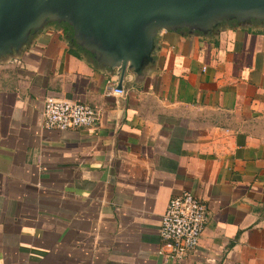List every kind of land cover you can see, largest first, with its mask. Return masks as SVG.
<instances>
[{
	"label": "crops",
	"instance_id": "crops-1",
	"mask_svg": "<svg viewBox=\"0 0 264 264\" xmlns=\"http://www.w3.org/2000/svg\"><path fill=\"white\" fill-rule=\"evenodd\" d=\"M63 23L0 58V264H264V22L157 30L123 95ZM48 96L99 118L43 128ZM183 191L208 219L173 262L159 227Z\"/></svg>",
	"mask_w": 264,
	"mask_h": 264
},
{
	"label": "water",
	"instance_id": "water-1",
	"mask_svg": "<svg viewBox=\"0 0 264 264\" xmlns=\"http://www.w3.org/2000/svg\"><path fill=\"white\" fill-rule=\"evenodd\" d=\"M264 22V0H0V58L49 22H66L72 41L104 66L138 76L152 64L157 30L207 33L223 20Z\"/></svg>",
	"mask_w": 264,
	"mask_h": 264
},
{
	"label": "built area",
	"instance_id": "built-area-1",
	"mask_svg": "<svg viewBox=\"0 0 264 264\" xmlns=\"http://www.w3.org/2000/svg\"><path fill=\"white\" fill-rule=\"evenodd\" d=\"M111 92L124 94V90L117 87H112ZM98 118V110L87 103L48 96L44 101L41 126L59 130L90 127ZM207 219L206 204L191 192L172 196L160 221L158 253L173 262L187 258L198 245Z\"/></svg>",
	"mask_w": 264,
	"mask_h": 264
},
{
	"label": "trees",
	"instance_id": "trees-1",
	"mask_svg": "<svg viewBox=\"0 0 264 264\" xmlns=\"http://www.w3.org/2000/svg\"><path fill=\"white\" fill-rule=\"evenodd\" d=\"M63 24H65L66 26H68L66 23H63ZM69 27V26H68ZM70 28V27H69Z\"/></svg>",
	"mask_w": 264,
	"mask_h": 264
}]
</instances>
